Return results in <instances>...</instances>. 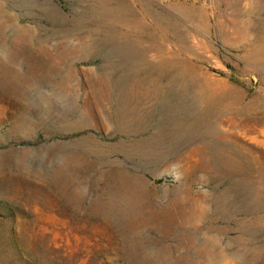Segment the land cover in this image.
Segmentation results:
<instances>
[{
	"label": "rangeland",
	"instance_id": "rangeland-1",
	"mask_svg": "<svg viewBox=\"0 0 264 264\" xmlns=\"http://www.w3.org/2000/svg\"><path fill=\"white\" fill-rule=\"evenodd\" d=\"M0 264H264V0H0Z\"/></svg>",
	"mask_w": 264,
	"mask_h": 264
}]
</instances>
